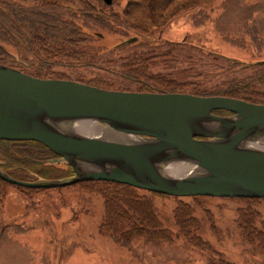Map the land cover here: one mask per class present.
I'll return each mask as SVG.
<instances>
[{"label": "trees", "instance_id": "obj_1", "mask_svg": "<svg viewBox=\"0 0 264 264\" xmlns=\"http://www.w3.org/2000/svg\"><path fill=\"white\" fill-rule=\"evenodd\" d=\"M255 5L243 0H0V62L41 78H65L59 69H81L89 76L76 74L74 80L103 89L224 95L264 104V61H240L185 38L165 39L159 31L170 17L195 6L194 24L210 20L222 40L240 46L247 35L255 43L264 31V11L256 12ZM106 36L116 40L103 42ZM213 113L229 114L221 109ZM57 159L38 141L0 140V169L15 179L72 176L70 165ZM74 185L101 197L98 230L121 247L130 248L139 240L176 245L197 250L204 264H239L205 235L208 231L223 239L226 234L202 204L205 195L177 197L109 180ZM9 186L27 195L45 189L0 178L1 204ZM168 198L174 206L164 221L156 200L164 207ZM230 198L244 202L235 209L232 231L242 246L240 260L264 264V197ZM6 226L24 229L22 223ZM5 232L2 229L0 236Z\"/></svg>", "mask_w": 264, "mask_h": 264}, {"label": "water", "instance_id": "obj_2", "mask_svg": "<svg viewBox=\"0 0 264 264\" xmlns=\"http://www.w3.org/2000/svg\"><path fill=\"white\" fill-rule=\"evenodd\" d=\"M220 109L229 114L213 113ZM82 121L98 122L114 138L76 130ZM3 139L38 141L73 171L68 177L25 181L0 169L1 179L27 188L109 180L177 197H264L263 103L103 89L32 76L0 62Z\"/></svg>", "mask_w": 264, "mask_h": 264}, {"label": "rangeland", "instance_id": "obj_3", "mask_svg": "<svg viewBox=\"0 0 264 264\" xmlns=\"http://www.w3.org/2000/svg\"><path fill=\"white\" fill-rule=\"evenodd\" d=\"M243 1L256 3V12L260 9L264 11V0ZM195 11L197 7L192 6L170 17L159 29L161 36L174 41L185 38L205 50L248 63L264 61V31L261 41L253 43L247 35H243L241 45H233L220 38L213 29L212 21L194 24L191 15ZM210 14L214 16L216 12ZM107 39L111 42L116 40L106 36L103 42ZM59 70L65 76L63 79L74 80L76 74L89 76L81 69ZM102 137L113 136L106 133ZM101 201L100 196L84 192L78 185L45 188L28 195L17 187L9 186L3 203H0V231L6 229L5 234L0 236V264H204L201 255L192 248L143 244L141 240L130 248L119 246L98 230L103 210ZM201 202L214 214L215 225L221 233L226 232L220 239L207 231L205 235L209 242L228 258L242 264L239 258L242 246L237 244L232 231L235 209L244 202L227 196H205ZM156 204L159 215L165 221L174 204L169 198L164 207L158 199ZM13 223H22L24 229L13 231L12 226H6Z\"/></svg>", "mask_w": 264, "mask_h": 264}, {"label": "bare ground", "instance_id": "obj_4", "mask_svg": "<svg viewBox=\"0 0 264 264\" xmlns=\"http://www.w3.org/2000/svg\"><path fill=\"white\" fill-rule=\"evenodd\" d=\"M76 128V130L80 131V132H86L89 134H104L106 133V130L103 126H101L98 122L94 121V122H85L82 121V123H78L74 126ZM185 171H188V167L184 166ZM178 170V169H176Z\"/></svg>", "mask_w": 264, "mask_h": 264}]
</instances>
